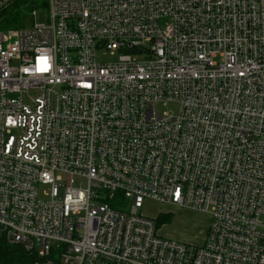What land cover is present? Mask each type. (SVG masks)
I'll return each instance as SVG.
<instances>
[{
    "label": "built area",
    "instance_id": "obj_1",
    "mask_svg": "<svg viewBox=\"0 0 264 264\" xmlns=\"http://www.w3.org/2000/svg\"><path fill=\"white\" fill-rule=\"evenodd\" d=\"M46 7L0 30V233L32 264H264V0ZM148 200L208 214L203 243Z\"/></svg>",
    "mask_w": 264,
    "mask_h": 264
},
{
    "label": "rangeland",
    "instance_id": "obj_2",
    "mask_svg": "<svg viewBox=\"0 0 264 264\" xmlns=\"http://www.w3.org/2000/svg\"><path fill=\"white\" fill-rule=\"evenodd\" d=\"M43 1L44 0H41V2ZM25 6L26 5H22L20 9L23 10ZM33 7L34 6L23 11L24 22L21 27H30L35 22H46L49 13L47 7L44 5L39 6V4L35 6L37 9V16L35 18L31 15ZM97 54L98 60L101 62L114 61L118 57V55H113L108 50H99ZM9 98L13 101H19L20 95L16 93L11 94ZM24 101L28 102L29 98L24 96ZM158 108L161 112L166 110L178 112L179 104L176 102H169L166 104L160 103L158 104ZM75 186L86 187V180L75 177ZM43 191H49V187L41 186V193ZM140 211L149 217H161L162 221L160 222L161 227L159 228V232L166 237H171L183 242L200 244L202 243L203 238L206 236V230L209 223V215L206 213L188 209H178L174 206L160 204L152 200L146 201L144 208H142Z\"/></svg>",
    "mask_w": 264,
    "mask_h": 264
},
{
    "label": "trees",
    "instance_id": "obj_3",
    "mask_svg": "<svg viewBox=\"0 0 264 264\" xmlns=\"http://www.w3.org/2000/svg\"><path fill=\"white\" fill-rule=\"evenodd\" d=\"M38 4L46 6L47 1L17 0L9 5L0 13V30L21 27L24 22L23 11ZM22 5H26L23 10L20 9ZM161 221V217L157 218L158 226ZM32 262L33 256L23 246L10 243L6 236L0 233V264H32Z\"/></svg>",
    "mask_w": 264,
    "mask_h": 264
},
{
    "label": "crops",
    "instance_id": "obj_4",
    "mask_svg": "<svg viewBox=\"0 0 264 264\" xmlns=\"http://www.w3.org/2000/svg\"><path fill=\"white\" fill-rule=\"evenodd\" d=\"M206 237V236H205ZM205 237L203 238V240H202V243H203V241L205 240ZM201 244V243H200Z\"/></svg>",
    "mask_w": 264,
    "mask_h": 264
}]
</instances>
